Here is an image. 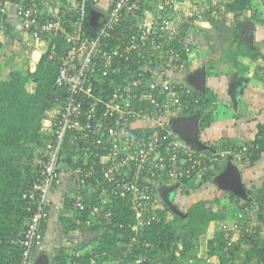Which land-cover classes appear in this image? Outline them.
<instances>
[{"label": "built area", "instance_id": "2783aa9c", "mask_svg": "<svg viewBox=\"0 0 264 264\" xmlns=\"http://www.w3.org/2000/svg\"><path fill=\"white\" fill-rule=\"evenodd\" d=\"M65 1L68 3L62 4V8L72 12L74 18L69 26L65 24L67 20L56 14L44 16L45 0H22L15 11L19 26L33 38L62 37L66 45L59 54L53 43L47 55L58 63L54 86L62 94L55 97V107L50 112L54 125L45 132L51 140L35 157V180L23 196L30 214L20 237L14 241L20 249L17 264L35 263V250L43 242V226L49 216V196L58 180L56 164L67 136L83 158L91 159L90 164L83 167L77 164L71 170L72 180L79 188L72 200L73 209L79 213L88 209L93 218L99 215L96 220L92 218L97 224L99 219L112 218L110 206L120 196L132 213L133 221L128 227L133 235L130 245L120 253V261L125 262L138 230L158 218L159 195L149 176L165 170L168 179L180 183L181 178L195 171L201 178L220 166L226 155L242 160L247 147L203 149L177 137L171 126L172 118L182 117V111L199 103L200 98L184 100L183 96L192 98V91L173 78L156 77L139 89L145 73L153 77L156 70V76L163 77L174 65L186 67V60L180 59L170 42L178 39L183 22L198 25L205 20L203 13L211 9L207 0H113L106 10L107 17L100 19L91 36L83 30L84 0ZM92 1L97 6L99 0ZM215 2L224 7L223 0ZM261 10L264 14V3ZM126 11L134 14L137 24L135 31L125 36L116 31L120 21L126 20L122 17ZM5 15L0 4V32L5 26ZM188 37L186 34V39L180 42L184 51L190 50ZM154 56H167V67L157 61L153 63ZM129 61L135 66L131 67ZM122 62L129 67V76L124 80L125 86H118L111 74ZM177 85L185 89L176 91ZM90 178H95V182L87 186ZM86 187L92 197L89 202L81 192ZM79 222L92 225L87 218ZM241 223L235 221L232 231L223 225L230 247L243 230L249 235L252 231L248 226L243 229ZM90 264H97L94 258ZM127 264L137 261L127 260Z\"/></svg>", "mask_w": 264, "mask_h": 264}, {"label": "trees", "instance_id": "16d2710c", "mask_svg": "<svg viewBox=\"0 0 264 264\" xmlns=\"http://www.w3.org/2000/svg\"><path fill=\"white\" fill-rule=\"evenodd\" d=\"M50 1L58 10L55 14L61 20H67L65 24L69 26L74 19L73 13L62 9V0ZM78 1L81 2V0ZM112 1L108 0L107 10L111 8ZM223 1L224 12L230 15L232 21L234 19L235 25L232 27L236 36L233 39L234 43L237 47H240L239 51L243 56L250 57L253 60L257 57L256 53L249 47L248 42L243 39L244 36L241 37L239 33L240 25L250 19L264 21V14L261 10L264 0ZM206 4L210 5L211 9L203 13V18L209 23H212L215 20L214 18L217 21L218 17L215 15L219 13L218 3L215 0H207ZM83 5L85 17L83 30L91 36L94 34L96 27L94 24H90V21H92L91 14L93 8L97 6L92 0H84ZM122 17H125L126 20L120 21L116 32L126 36L129 32L135 31L136 18H134V14L127 11L124 15L122 14ZM197 28L193 23L183 22L182 32L178 35V39L170 42V46L174 48L180 59L186 60V66L193 62L191 61V55L203 37V35L198 34L200 30ZM206 32L204 35L210 37L211 34ZM191 33L193 38L192 42H189L190 50L184 51L180 42L186 39V34L191 36ZM44 39L47 42V51L40 56L34 70H23L17 67L6 76H0V264H17L19 261L20 249L12 243V240H17L20 237L30 214L27 200L23 196L35 180V157L39 156L40 149L51 140V137L45 132L54 125V119L51 118L50 112L55 107V97L62 94V90L54 86L58 63L55 60H50L47 55L53 43L56 44L59 54L65 50L66 45L62 37ZM232 46L234 47V44ZM229 51L227 50V54ZM152 59L153 63L157 61L166 67L168 65L167 56H154ZM125 63H118L117 71L111 74L115 85L125 86V83L127 84L124 80L129 76V67H125ZM128 64L131 67L135 66L132 61H129ZM235 64L237 65L236 61ZM247 76V73L243 74L244 78ZM156 77L164 79L162 76H156V70L153 77L151 73H145L140 78L139 89L148 85ZM131 81L136 82V79ZM185 86L189 87L187 84ZM181 88L185 89L183 85H177L176 91ZM195 91V94L191 93L192 98L183 96V99L192 100L198 97L200 98L199 103L193 104L189 109L183 110L182 113L183 115L199 116V127L203 129L212 121L217 120L219 118L218 114L222 110L219 109V104L215 102V96L210 90L203 93L196 88ZM229 115L227 113L226 116ZM221 116H224V114L221 113ZM191 144L196 146L194 142ZM232 145L242 146L237 143ZM244 146L247 147L246 156H243L244 161L254 162L259 154L264 151V123L257 124L255 138L244 142ZM72 147L74 150L71 148L72 151H68L72 156L69 163L71 169L77 164L82 167L90 164L91 159L83 158V153L75 152V145ZM211 149L214 150V148ZM183 165L187 167L185 162ZM218 167L213 171H207L206 175L201 178L195 175V171H192L189 177L184 176L181 178L180 183L185 184L184 187L186 188H182L179 195L190 196L191 191L197 188V184L206 181ZM56 171L58 172V169ZM164 171L160 170L158 174L149 176L152 184L157 186L156 193L159 195L158 204L160 208L156 214L158 218L149 226L138 230V237L127 254V260H136L137 264H203L202 260L196 256L197 254L194 255V249L197 247L194 241L201 238L204 239L205 246L208 248L207 253H205L207 260L210 257H216L219 259V264L221 262L234 264L236 258L240 257L242 247H248L243 253L244 260L242 264L254 260L257 261V264H264V244H259L257 239L251 235L249 236L244 230L232 244V247L227 244L225 231L222 230L223 225L226 224L229 231H232L233 223L238 221L239 218H228L226 202L223 198H214L210 201L199 198L198 201L189 205L185 211L179 206L178 202L170 204L167 199L165 200L161 196V190L163 187L171 185V180L168 179ZM144 178L143 175L140 178V183H145ZM94 182L95 178H90L86 185H93ZM81 192L85 195V201L89 202L92 197L90 198L88 190L84 188L81 189ZM73 199L74 196L71 197L70 202ZM69 206L73 208L72 203ZM110 207L113 210V216L110 220L104 221L105 226L93 224L90 227L93 234L99 232V236L97 234L95 237V246L84 254H75V264H90L91 258H94L97 264H127V260L125 262L120 261V253L130 245L133 232L128 225L133 221L132 213L120 196L113 200ZM74 213L77 219L84 220L90 212L86 209L83 213L78 211ZM213 221L218 225V230L212 238L205 240L207 226ZM241 226L246 227V224L241 223Z\"/></svg>", "mask_w": 264, "mask_h": 264}, {"label": "crops", "instance_id": "0c3cea01", "mask_svg": "<svg viewBox=\"0 0 264 264\" xmlns=\"http://www.w3.org/2000/svg\"><path fill=\"white\" fill-rule=\"evenodd\" d=\"M21 1L0 0V4L3 5L6 11L4 18L5 26L0 32L1 77L6 76L14 68L21 67L17 65L10 68L11 63L7 64L9 57H12L14 60L12 63L15 65L19 61L22 63L29 62L30 64V58H36L34 61L38 62L40 56L45 53L47 48V42L44 38L37 40L19 26L15 17V11ZM108 5V0L101 4L99 1L97 7L105 9ZM56 12L58 10L54 7L53 3L50 0H45L43 4L45 16L55 14ZM250 21L254 23L251 26V41H246L253 52L256 53V58L252 60L246 56H243L242 59L237 57L238 62L234 59L237 62V66L232 61L230 51L227 54V50L235 48L238 50L240 48L233 41L236 36L234 35L228 45L221 47L219 46L220 42L218 38L213 37L211 33L210 37H206L204 35L206 31L203 30L205 32L198 33L201 36L203 35V37L194 50V61L192 63L195 65L194 69L191 70V74L187 73L182 79L174 78V81L184 83V85L187 84L195 90L196 87L193 85L194 75L202 68H205L206 87L205 91L202 92L207 93V90H210L215 96V102L219 104V109L222 110L221 113L224 114L221 117V113L218 114L219 118L212 121L205 128L201 129L199 127L198 136L203 144V147H201L203 149H228L234 143L244 145V142L255 138L257 124L264 123V21L250 19L241 23L239 31L241 37L244 36V25ZM200 42H202V45ZM211 44L216 49L211 50L209 48L211 59L207 60V65L201 66L203 65L201 62H204L203 59L208 57L206 50L208 49V45L210 46ZM233 44L234 47L232 46ZM238 54L242 53L238 50ZM36 64L30 66L32 65L31 62L26 67H28L27 69L34 70ZM227 69L228 71H226ZM242 73L244 75L247 73L248 78H244ZM227 113L230 115L226 116ZM189 117L191 116L183 115L176 123L181 124L184 119ZM177 127L178 125L175 124V128H172L176 134L180 135L181 132ZM73 145L74 143L70 137L65 139L56 164L58 180L49 196V216L43 226V242L35 250L34 264H75V254H84L91 250L96 244L95 237L97 234L99 236V232L93 234L90 231V227L99 215L93 218L89 214L87 219H91L92 225L81 224L79 222L80 219L76 218L75 210L69 206L72 203L70 202L71 197L79 189L75 181L72 180V169L69 165L72 156L68 151H72ZM234 147L236 149L239 148L238 146ZM75 152H77L76 149ZM242 160L237 161L230 155L224 156L217 170L206 181L197 184L196 187L199 186L197 189L198 193L191 191V194L194 196L190 197L189 204L192 205L199 198L209 201L214 198H223L226 202L228 218L233 219L238 217V221L251 228L250 235L257 239L259 244H264V151L259 154L254 162H246L244 158ZM233 164L238 169L242 183V188L238 190L232 188L228 180ZM217 178L218 180H216ZM184 185L171 181V185L162 188L161 196H167L171 204L172 202H177L178 199L179 206L181 207L182 199L179 192H181L182 188H186ZM85 189L88 190V188ZM183 200H185L184 197ZM239 214L241 217H239ZM92 218L95 220L92 221ZM97 224L102 226L104 225V221H100L99 219ZM217 227L218 225L215 221L209 223L206 229L205 240L213 237L214 233L218 230ZM15 240H12L13 244H15ZM196 241L195 244H206L204 239L201 238ZM241 253L240 257L236 258V260L240 258L244 260Z\"/></svg>", "mask_w": 264, "mask_h": 264}, {"label": "rangeland", "instance_id": "374dc122", "mask_svg": "<svg viewBox=\"0 0 264 264\" xmlns=\"http://www.w3.org/2000/svg\"><path fill=\"white\" fill-rule=\"evenodd\" d=\"M64 1V5H66L68 2H66L65 0H62V2ZM105 1L106 0H100V4L101 3H105ZM219 10V13L217 14V15H215V16H217L218 17V20L217 21H215L216 20V18H214L215 20L214 21H212V23H209V22H207L206 20H201L200 21V23H199V25H196L198 28L197 29H199L200 28V33H202V32H205V31H203V30H206L207 31V33H211L212 34V36L213 37H216V39L218 38L219 39V42H220V45L219 46H221V47H223V46H226V45H228V43L230 42V40L234 37V33H233V30H232V27L235 25L234 24V19H233V21H232V18L230 17V15H227L226 14V12H224L225 11V8L224 7H221V8H219L218 9ZM191 37H192V33H191ZM220 37V38H219ZM193 38V37H192ZM244 39H245V36H244ZM246 40V39H245ZM202 42H200V44H201ZM199 44V45H200ZM206 44H207V42H206ZM210 44V43H209ZM202 45V44H201ZM208 48V49H207ZM206 49V53H208L207 55H208V57H206V59H203V61L204 62H201V64H203V65H201V66H204V65H207L208 63H206L207 62V60H210L211 59V55H209L210 54V51H209V48L212 50V49H216V47L214 48L213 46H212V44L209 46L208 45V47H207ZM239 50V49H238ZM238 50L235 48V49H232V50H230V55L232 56V61L235 63V60H237V62H238V58L239 59H242L243 58V55L242 54H238ZM195 53L193 52V54L191 55L192 56V58H191V61H194V55ZM234 55H236V56H234ZM236 57H238V58H236ZM236 58V59H235ZM36 58H30L29 59V61H30V64H31V62H32V65H30L29 64V62H26L28 65H30V66H34L37 62L36 61H34ZM235 59V60H234ZM28 60V59H27ZM12 62H14V60L12 59V57H9V59H8V62H7V64H10L11 63V67L10 68H13V67H16L17 65L18 66H21L20 68H25V69H23V70H26L28 67H26V66H28L25 62H21V61H19V62H17L16 63V65L15 64H13ZM232 63V62H231ZM194 65L195 64H193L192 62L191 63H189V65H187L186 67H183V68H181V67H176V65H174V67H172V68H169L168 69V72H166V74L165 75H163V77L164 78H167V76H169L170 78H180V79H182L184 76H186V74L187 73H189V75L191 74V70L192 69H194L193 67H194ZM218 65V64H217ZM225 66V65H224ZM160 67V66H159ZM17 68V67H16ZM196 68V67H195ZM15 69V68H14ZM173 70V71H172ZM226 71H228V69L226 70ZM243 74V73H242ZM193 85H195L194 83H193ZM190 88V87H189ZM179 119L180 118H174L173 119V122H172V124H173V128H175V124L176 125H178V123H176V122H178L179 121ZM175 123V124H174ZM181 135V134H180ZM216 180H218V178L216 179ZM199 188V186L197 187V188H195L194 190H192V192L193 191H195V193H198L197 192V189ZM192 196H194V195H192L191 194V196H185L184 194H181L180 195V198L182 199V202H181V207L183 208V210L185 211L187 208H188V206L190 205L189 204V202H190V197H192ZM183 197H184V199L185 200H183ZM177 202H179V200L177 199ZM223 230V229H222ZM197 241H194V243H196ZM181 244V243H180ZM208 248L205 246V244H197V247H196V249H194V251H195V253H194V255L195 254H197L196 256L197 257H199L201 260H202V262H203V264H219L218 263V258H216V257H210L209 258V260H207L208 258L206 257V255H205V253H207V250ZM247 249V247H245V248H243L242 247V250H240V253L241 252H245V250ZM243 253H241V254H243ZM238 262V263H237ZM235 263L236 264H242L243 263V259L242 258H240V259H237L236 261H235ZM234 263V264H235ZM221 264H224V263H222L221 262ZM246 264V263H245ZM247 264H257V261L255 260V261H253V262H248Z\"/></svg>", "mask_w": 264, "mask_h": 264}, {"label": "water", "instance_id": "95a60500", "mask_svg": "<svg viewBox=\"0 0 264 264\" xmlns=\"http://www.w3.org/2000/svg\"><path fill=\"white\" fill-rule=\"evenodd\" d=\"M106 8H100L95 7L92 10L91 14V20L94 23L95 26H97L100 22V19L107 17ZM254 25L252 21L247 22V24L244 25V36L245 39L249 42L251 37V26ZM193 83L195 84L196 88H198L201 91H205L206 87V72L205 68H202L194 75ZM177 129L181 132V136L186 141L192 143L194 142L196 146L203 147V144L198 136L199 131V116L193 115L184 121L181 122V124H178ZM229 183L231 184V187L238 190L242 188L241 178L240 174L238 172V169L235 164L231 167V172L228 176ZM169 201V200H168ZM171 204V202H169ZM177 211V209L175 208Z\"/></svg>", "mask_w": 264, "mask_h": 264}, {"label": "clouds", "instance_id": "9594fccd", "mask_svg": "<svg viewBox=\"0 0 264 264\" xmlns=\"http://www.w3.org/2000/svg\"><path fill=\"white\" fill-rule=\"evenodd\" d=\"M199 25V24H198ZM188 40H189V42H192V37L191 36H189L188 37ZM174 79V78H173ZM177 82V81H176ZM179 83H181V82H179ZM181 84H183V83H181ZM184 85V84H183ZM183 117V116H182ZM181 118V117H180ZM173 119L174 118H172V120H171V122H173ZM185 120V119H184ZM171 126L173 127V124H171ZM173 131H174V133H175V135L177 136V137H179L181 140H184V141H186L185 139H183L179 134H176V132H175V130L173 129ZM162 197H164V199L166 200L167 199V196H162ZM167 201H168V199H167ZM170 201V200H169ZM168 201V202H169Z\"/></svg>", "mask_w": 264, "mask_h": 264}, {"label": "flooded vegetation", "instance_id": "af4514ba", "mask_svg": "<svg viewBox=\"0 0 264 264\" xmlns=\"http://www.w3.org/2000/svg\"><path fill=\"white\" fill-rule=\"evenodd\" d=\"M189 87H190L191 91L195 94L196 91L193 88H191V86H189Z\"/></svg>", "mask_w": 264, "mask_h": 264}]
</instances>
